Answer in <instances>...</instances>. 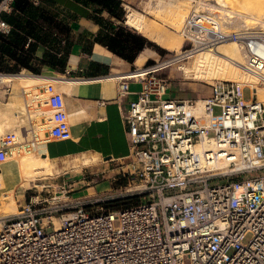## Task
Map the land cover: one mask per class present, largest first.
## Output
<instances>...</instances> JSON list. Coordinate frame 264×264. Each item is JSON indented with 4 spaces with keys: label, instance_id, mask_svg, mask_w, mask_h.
<instances>
[{
    "label": "built area",
    "instance_id": "built-area-1",
    "mask_svg": "<svg viewBox=\"0 0 264 264\" xmlns=\"http://www.w3.org/2000/svg\"><path fill=\"white\" fill-rule=\"evenodd\" d=\"M12 2L0 1L2 36L11 31L1 14L11 12ZM216 15L193 10L183 22L180 55L132 71L143 76L129 78L130 72L115 80L117 101L129 94L131 83L142 86L122 117L127 159L142 165L135 178L115 195L48 207L13 203L17 215L0 218V264H264V103L248 86L216 82L199 116L195 100L165 98L167 80L153 75L234 40L244 53L242 68L264 87V32L223 33ZM31 75L49 79L40 86L44 99L37 100L50 113L49 138L69 140L57 79ZM26 121L22 141L15 133L0 137V164L10 150L30 153L36 147L27 139L32 120ZM135 196V205L107 208Z\"/></svg>",
    "mask_w": 264,
    "mask_h": 264
},
{
    "label": "crops",
    "instance_id": "crops-1",
    "mask_svg": "<svg viewBox=\"0 0 264 264\" xmlns=\"http://www.w3.org/2000/svg\"><path fill=\"white\" fill-rule=\"evenodd\" d=\"M28 2L36 8L35 21L31 20L36 24V29L33 31V37L25 36L27 41L23 45V50L27 52L29 45L33 44L32 51L29 54L34 59L30 60L29 66L36 72L38 70H35L31 64L32 61L37 60L41 63L44 55L51 53L60 56L67 50L63 71H59L57 67H50L41 63L39 72L43 77L48 76L56 79L64 77L70 80L82 81L68 84V81L56 80L58 81L57 88L62 95L71 97L82 110L86 124L73 141V128L68 121L71 134L69 140L57 141L51 139L44 144V153L46 154L42 156L48 159L51 173V165L56 167V164L64 160H76L78 163H75L74 168H80L94 165L99 160L121 161L127 159L129 156V141L124 132L122 117L127 112L129 104L137 99V93L142 86L139 83H131L129 94L122 100L117 101L115 80L138 68L135 61L137 56L131 63L127 62L95 41L100 30L97 19L99 17L103 19L102 15L107 13L104 10L101 14L94 13L99 8L97 4L90 3L87 0H28ZM5 14L10 15L11 12ZM24 18L29 20L25 16ZM113 19L111 17L108 21L112 22ZM41 22L44 24L56 22L64 25V33L56 29V32L51 36L58 37L57 35H59V45L66 44V46L60 48L58 45V49L50 50L45 43H41L40 40L47 35L46 29L40 26ZM0 36L7 39L10 34ZM145 50L148 49L142 51ZM151 53L141 65L149 61H155L154 55ZM0 72L32 74L27 69L20 67L1 50ZM2 82L11 84L9 78H0V83ZM12 92V85L0 86V130L2 134H7L18 129L19 132L24 134L27 128L26 125L15 127L13 124L11 126L9 122L12 119L13 121H16L15 119L19 120L21 117V111L18 107L19 96L16 100V107H7L11 101ZM31 127L34 129L32 125ZM38 149L40 151L42 148L39 146Z\"/></svg>",
    "mask_w": 264,
    "mask_h": 264
},
{
    "label": "rangeland",
    "instance_id": "rangeland-1",
    "mask_svg": "<svg viewBox=\"0 0 264 264\" xmlns=\"http://www.w3.org/2000/svg\"><path fill=\"white\" fill-rule=\"evenodd\" d=\"M199 1L200 3L209 4L216 6L211 7L212 10L210 13H216L219 15L218 10L222 11V8L218 9L215 0H119V11L117 13L120 14V20L113 19L112 22L108 21L111 17L105 13L103 14V20L107 22H111L114 26L124 29L126 32L131 34H135L141 36L133 29L129 28L125 25V15L126 12L131 9L135 10L138 13L142 14L145 17V22L147 25H153L156 28V32L166 34V36H174L177 37L181 34V29L183 26V22L181 24V28H173L170 26L169 22L170 19L176 14V12H180L184 14L185 18L194 10L199 9L201 11H206V8H199ZM198 3V4H197ZM213 3V4H212ZM188 6V7H187ZM199 8V9H198ZM176 9V10H175ZM188 9V10H187ZM188 11V13H186ZM218 11V12H217ZM161 12V13H160ZM170 12V14H168ZM168 18V23H161L162 15ZM157 15V16H156ZM101 18V17H99ZM147 18V21H146ZM152 21V22H151ZM264 21V20H263ZM151 22V23H150ZM157 22V23H155ZM153 23V24H152ZM158 24V25H157ZM167 25V26H166ZM41 28H45L47 32V43L46 46L48 49H58L59 43V35L51 36L57 30H61L62 33L65 31V26L60 23H42L40 24ZM167 29V30H166ZM169 30V31H168ZM178 34H177V32ZM58 32V31H57ZM173 32V33H172ZM50 35V36H49ZM146 39L147 46L144 49L150 50L154 53L153 58L155 61H163L171 58L175 51H170L168 49H163L157 46L152 40ZM172 45V44H171ZM66 44L59 45L60 48L65 47ZM169 48V47H167ZM185 48L183 45L182 49ZM167 50V51H166ZM49 55L51 53H48ZM34 59L33 56H30V60ZM48 61V60H47ZM190 61L188 59H184L182 61L176 62L169 67L154 73V77L156 79H164L167 80V95L165 98L170 99H189V100H196V99H204L207 94L209 93L210 86L216 82L221 81H212L211 84H206L204 82H196L192 80L185 79L183 77L184 70L182 67L188 66ZM153 61H149L145 64H151ZM35 70H38L36 73L40 74V64L37 60L32 61L31 63ZM137 64V63H136ZM138 67L140 66L137 64ZM37 75V74H33ZM143 76V75H142ZM47 83V82H46ZM19 85L16 86L13 90L18 93L20 97L18 99L21 111V117L19 120L15 119L16 121H9L10 125L12 126H19V125H26L27 126V118L30 117L32 120L33 126V133L27 135V139L31 142H34L36 145L35 148L32 146L29 147L31 150L30 153L24 152L23 149H15L10 150L8 152V157L4 161V163L0 166V172L6 168L7 165H14L17 162L18 156H30L33 154L43 155L44 153V144L51 139L48 136V119L50 118V113L47 108L42 107L41 109H45L48 113L43 115H36L32 114L33 110H35V102L30 101V97H27V94L23 93L25 91L31 90L32 86L35 83H18ZM43 84V83H41ZM239 84V83H238ZM10 85V84H9ZM8 84L5 86H9ZM40 85V84H39ZM1 86V85H0ZM248 86L249 85H242ZM261 87V86H260ZM264 89V87H261ZM36 95L42 97V92L40 87L38 88ZM42 95V96H41ZM64 97V95H62ZM65 98V97H64ZM66 99V98H65ZM243 99L248 101L250 99L249 91L246 89L243 93ZM16 107V105H14ZM68 106V101L66 100V108ZM13 108V107H12ZM70 112H73L72 109H66ZM80 111V110H79ZM78 111V112H79ZM220 112L218 109H214V114L218 115ZM79 118V121L84 122V115L82 113H75ZM32 116V117H31ZM15 129V128H14ZM11 133H15L18 140L22 141L20 138H25L21 132L12 131ZM2 132L0 130V137L2 136ZM35 135V137H34ZM39 146L42 148L39 151ZM20 151V154L17 155V152ZM34 152V153H33ZM9 159V160H8ZM9 162V164H8ZM75 163L77 164L78 161L76 160H64L56 164V167L52 166V174L47 176H37L35 177L34 181L22 183H15L14 187L8 190L7 196L3 199H0V215L4 213L12 212L14 210L15 203L16 206L19 204L23 205L24 203H28L30 200L38 202V207H48L51 205V202H62L66 203H73L77 199H89L94 196L100 195H107V194H118L121 189H123L132 179L135 178V172L137 169H141L142 165L136 163L131 159H125L121 161H110V160H99L94 165L88 167H80L74 168ZM263 173H258V175ZM38 179V180H37ZM219 183L215 182L214 184ZM11 191V192H10ZM68 197V199H66ZM11 198H14L13 202H11ZM9 200L8 202L4 203V200ZM140 200V198H139ZM10 202V203H9Z\"/></svg>",
    "mask_w": 264,
    "mask_h": 264
},
{
    "label": "bare ground",
    "instance_id": "bare-ground-1",
    "mask_svg": "<svg viewBox=\"0 0 264 264\" xmlns=\"http://www.w3.org/2000/svg\"><path fill=\"white\" fill-rule=\"evenodd\" d=\"M215 3L217 4V6L219 4L220 8H222V11L218 10L220 11L219 15H216L218 16L217 18L219 19L221 32L223 33L240 32V31L264 32V21H263L264 0H215ZM198 7L201 9L206 8V11L208 12H210L213 7H215V9L217 10L216 6L204 4V3H200ZM186 13H188V11ZM168 14H170V12ZM160 18H162V20L160 21L161 23L169 22L168 18L165 15L164 16L162 15V17ZM184 18H185L184 14L180 12H176V14L170 19L169 24L173 28H179L182 22L184 21ZM124 23L126 26L133 29L141 36H144L145 38L152 40L160 48L168 49L170 51H175L174 53L175 56L181 54V50L184 45V38L182 34H179L177 37H174V36H166V34L158 33L156 32L157 27L153 25H147L145 22V17L142 14L138 13L137 11L131 9H129L126 12ZM150 52L151 51L148 50L141 51L136 57L135 60L136 63L140 66V64L143 63V61L150 54ZM186 59H188L190 62L188 63V66L182 67L184 70L183 77H185V79L196 82H204L206 84H211L212 81L218 80L221 82H235L237 84L239 83V85L241 86L249 85L251 86L253 93L256 95L257 101L259 103H264V89L260 87L254 76L247 73L242 68V66L245 65V58H244V53L242 52L240 48V44L238 42H235L234 40H228L216 45L212 49H205L198 51ZM142 72L143 71L131 72L130 75L128 76H130L129 78L139 77L143 75L141 74ZM0 78L2 79L9 78L11 80V84L2 82L0 83V85L10 84L12 85L13 89L19 85L18 84L19 82L26 84L35 83L32 86L31 90L23 92L27 94V97L32 96L30 98V101L35 102V108H34L35 110H33L32 114L43 115L48 113V111L46 112L45 109L43 110L41 109V105L37 101L41 97L36 95L35 92H37L38 88L42 85L41 83L44 84L49 79L38 76H32L29 73L8 74V75L0 74ZM57 79L68 81V84L69 83L75 84L77 82L78 83L82 82L80 80H70L64 77ZM11 95H12L11 101L9 104L7 103L8 108L15 107L14 105H16V100L18 98V93L15 90H13ZM42 97L44 98V96ZM64 97H63L64 107L66 106V100H67L68 101L67 108L70 110L72 109L73 111L70 112L69 110H66V114L68 121L73 128L72 140L74 141L78 136V134L83 129L84 125L86 124L85 120L84 122L79 121V118L75 113H82V114L84 113L71 97L65 95ZM202 101L203 99H196L195 104L193 106L194 114L199 116H202V114L204 113ZM67 108L65 107V109ZM201 123L203 125L208 124V119L202 117ZM15 131L19 133L18 129H16ZM3 163L4 162H2L1 165ZM219 167L221 168L227 167V164L221 162L219 163ZM49 174L52 173L49 167L48 159L46 157L37 154L24 156V157L18 156L17 162L14 165H7L6 168L0 172V199H3L7 196L8 190L11 189V187H14L15 183L21 182L22 184L25 182H31L36 180L34 178L37 176H47ZM13 200L14 198H11V202H13ZM8 201H9L8 199L7 200L5 199L4 203ZM13 208L14 210L12 212L4 213L3 215H0V218L17 215V211L15 210V207ZM55 223L57 222L55 221ZM55 227L57 228L58 224H56Z\"/></svg>",
    "mask_w": 264,
    "mask_h": 264
},
{
    "label": "trees",
    "instance_id": "trees-1",
    "mask_svg": "<svg viewBox=\"0 0 264 264\" xmlns=\"http://www.w3.org/2000/svg\"><path fill=\"white\" fill-rule=\"evenodd\" d=\"M90 3L97 4L98 9L94 11L96 14H101L104 10L107 14L120 20L119 0H87ZM12 10L10 15L5 13L1 14V19L8 23L12 30L10 36L7 39H3L0 36V50L14 60L20 67L27 69L32 74L36 73L30 66V52L32 51L33 44L29 45L27 52L23 50V45L27 41L25 36H32L33 31L36 29L35 21L36 8L29 4L28 0H13ZM23 16V18H21ZM27 17L29 20H26ZM32 20V21H31ZM97 23L100 26V30L97 34L95 41L104 45L110 52L118 57L132 62L134 58L147 46V41L141 36L126 32L124 29L114 26L111 22H107L101 18L97 19ZM14 30L18 31L15 32ZM23 33V34H20ZM41 43H47V35L44 39L40 40ZM67 50L60 56L46 54L43 57L42 64L57 67L59 71H63L65 67V61L67 57ZM48 60V61H47ZM1 73V72H0ZM139 202V197L135 196L123 200H115L108 204L109 210H117L124 207L135 205Z\"/></svg>",
    "mask_w": 264,
    "mask_h": 264
},
{
    "label": "water",
    "instance_id": "water-1",
    "mask_svg": "<svg viewBox=\"0 0 264 264\" xmlns=\"http://www.w3.org/2000/svg\"><path fill=\"white\" fill-rule=\"evenodd\" d=\"M1 1V0H0Z\"/></svg>",
    "mask_w": 264,
    "mask_h": 264
}]
</instances>
